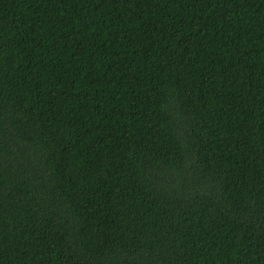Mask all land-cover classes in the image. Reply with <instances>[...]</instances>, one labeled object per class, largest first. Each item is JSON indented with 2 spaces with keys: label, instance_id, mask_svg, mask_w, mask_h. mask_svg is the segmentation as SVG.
Masks as SVG:
<instances>
[{
  "label": "trees",
  "instance_id": "obj_1",
  "mask_svg": "<svg viewBox=\"0 0 264 264\" xmlns=\"http://www.w3.org/2000/svg\"><path fill=\"white\" fill-rule=\"evenodd\" d=\"M0 264H264V0H0Z\"/></svg>",
  "mask_w": 264,
  "mask_h": 264
}]
</instances>
